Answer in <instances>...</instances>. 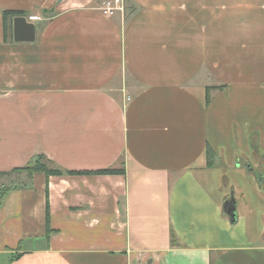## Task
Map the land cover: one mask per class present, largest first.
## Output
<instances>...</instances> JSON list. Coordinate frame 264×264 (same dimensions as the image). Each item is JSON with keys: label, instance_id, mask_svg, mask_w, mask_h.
<instances>
[{"label": "crops", "instance_id": "obj_1", "mask_svg": "<svg viewBox=\"0 0 264 264\" xmlns=\"http://www.w3.org/2000/svg\"><path fill=\"white\" fill-rule=\"evenodd\" d=\"M107 1L0 0V264H264V0Z\"/></svg>", "mask_w": 264, "mask_h": 264}, {"label": "trees", "instance_id": "obj_2", "mask_svg": "<svg viewBox=\"0 0 264 264\" xmlns=\"http://www.w3.org/2000/svg\"><path fill=\"white\" fill-rule=\"evenodd\" d=\"M25 13L23 11H18V10H5L3 12V28H4V36L6 38L8 31L10 30V22H8V18L9 17H15V16H23ZM211 89V87H207L206 89V101H209V90ZM207 154L208 157L211 156L212 151L210 149L207 150ZM210 164V162H209ZM21 170H26L30 175L33 174L34 172L37 171H43L45 172L46 175H50V174H59L61 173V169H59L58 167H52L50 165V161L47 159V157H45L44 155H36L35 157H33V159L26 164L23 167H19V168H15L12 171L9 172H0V175H7L10 174L11 172H18ZM68 174L69 173H94V174H114V173H124V168H102V169H98V170H94V171H72V170H67L66 171ZM12 188V186H7V185H0V203L2 202L3 196L6 194V192L8 190H10ZM47 228H48V211H47Z\"/></svg>", "mask_w": 264, "mask_h": 264}, {"label": "water", "instance_id": "obj_3", "mask_svg": "<svg viewBox=\"0 0 264 264\" xmlns=\"http://www.w3.org/2000/svg\"><path fill=\"white\" fill-rule=\"evenodd\" d=\"M13 40L16 42H29L35 39V25L23 16H15L12 23ZM233 203V202H232ZM230 221L236 220L234 204L226 208Z\"/></svg>", "mask_w": 264, "mask_h": 264}, {"label": "built area", "instance_id": "obj_4", "mask_svg": "<svg viewBox=\"0 0 264 264\" xmlns=\"http://www.w3.org/2000/svg\"><path fill=\"white\" fill-rule=\"evenodd\" d=\"M117 10H123L122 0L107 1L101 8L105 15H113ZM31 20H36L38 17L35 15L29 16Z\"/></svg>", "mask_w": 264, "mask_h": 264}, {"label": "rangeland", "instance_id": "obj_5", "mask_svg": "<svg viewBox=\"0 0 264 264\" xmlns=\"http://www.w3.org/2000/svg\"><path fill=\"white\" fill-rule=\"evenodd\" d=\"M7 177H0V181L1 182H3V183H0V185L2 184V185H9V186H15V185H13V184H20L19 183V180L18 179H16V178H14V179H9L8 181H9V183H8V181H7V179H6ZM13 182V183H12ZM12 184V185H11Z\"/></svg>", "mask_w": 264, "mask_h": 264}]
</instances>
